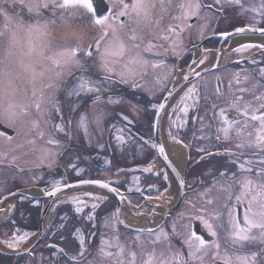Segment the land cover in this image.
I'll list each match as a JSON object with an SVG mask.
<instances>
[{"label":"flooded vegetation","instance_id":"1","mask_svg":"<svg viewBox=\"0 0 264 264\" xmlns=\"http://www.w3.org/2000/svg\"><path fill=\"white\" fill-rule=\"evenodd\" d=\"M182 2H185V0H172L167 12L163 11L157 2L156 7L150 12L151 23L145 24L142 21L140 24L144 35L142 47H146L149 40L156 45L151 51H142L141 54L150 62L163 61L161 67L154 69L149 66L146 70L141 71L136 66L138 75L134 79L137 86L134 87L132 78H129L127 83L121 82L118 73L122 71L121 66L125 61H120L114 65L112 79L98 85L99 92H82L79 96L71 95L72 89L77 85L79 76L84 74L97 79L98 76L102 77L103 75L98 72L99 53L94 48L89 49V45L94 44L95 38L101 33L94 26L98 34L92 37L94 32L90 30V37L89 39L86 38L88 23L94 24L91 14L83 9L80 10V16L74 24L76 29L79 28V31L74 34L73 38L70 36L72 31L70 30V24H67L69 22L67 19H55L50 12L45 14L46 18L56 21L55 24L50 26L54 40L53 47L70 49L79 45L81 51L78 52L77 57L82 63L88 64L91 71L83 73L82 69L65 66L63 63L60 67H56L53 61L49 60L53 71H55L54 75L57 76V73H62L58 76L61 81L58 84L61 95L59 97L67 98L71 95L67 102L73 105V110L70 111L72 105L69 107L68 104L60 100L59 107H62L60 113L57 112L55 108L56 95L43 102L44 114L49 129L47 132L48 137L49 139L62 140V147L55 162L56 166L49 167L50 170L45 169L40 181L36 182L34 186L31 185L35 187L33 190L39 191L35 196H31L34 199H25L24 196H18L15 199L17 207L26 206L29 208L21 213L24 219L34 220L31 226L34 233L39 234L40 228H42L41 238L35 240L34 244L26 249H7L9 241H12L16 235H21L22 229L27 230L22 228V225L10 221V217L6 216L4 218L6 215L5 209L7 208V205H4L5 207L0 208V264H77L81 260L78 255L80 246L76 241L80 240L78 236L83 237L85 241V248L87 249L85 258L87 260L93 258L99 260L98 247L101 240H111L117 236L120 243L125 245L126 253L128 250H134L137 253L141 251L135 243L137 235L140 236V240L145 245L144 250L149 251L152 245L148 242L155 239L161 228L168 233L173 246L182 248L186 256L188 249L182 241L190 231H195L197 235H200L209 243L216 239L208 234L207 229L199 220L194 219L196 216H204L213 223L219 234L222 245L221 251H223V238L230 228L228 210L223 205L225 203L232 205L234 214L241 222L246 205L243 203L237 204L235 199L228 201L226 199L228 193L221 191V188L226 186L227 178L232 173L235 172L238 176L240 175L239 166L246 159L257 161L264 157V153L255 156L253 155L254 150L236 149L234 147L236 143L234 130L230 133L231 139L226 141L223 138V133L218 131L223 126L219 113L220 109L224 108L228 110L225 114L229 119H244L234 109L230 108L231 101L234 98L233 94L244 96L245 101L252 100L255 107L264 102L255 101L249 93L238 91L239 88L250 89L258 81L264 83V78L260 74V69L264 68V47H243L249 44L264 45V33L247 30L250 26L264 27V21H261L259 17L254 20L253 13L241 12L238 6L225 4L224 0H221L220 4H216L215 0H200L204 5L200 11L202 19L197 17H192L187 21L173 19L174 16L181 15V9L178 5ZM248 2L259 4L260 0H245V3ZM208 5H212V7L209 8ZM118 9L119 5L115 4L114 6V0H98L96 2V10L102 15H107L109 10L118 11ZM114 20L117 25L124 23L126 25L124 31L128 34H131V29L136 27V24L131 22L128 17H114ZM157 22L159 23L157 24ZM176 25H179V27H175ZM188 25H191V27ZM169 26H173L174 31L168 32ZM61 28H64L63 34ZM238 28H245V31L237 32L236 29ZM225 33L228 35L225 36ZM163 35H167L169 39L167 41L159 39ZM173 41L178 45L175 50H173ZM220 48L223 49V57L218 55V49ZM237 49L240 50L237 51ZM89 50L93 52L92 57L85 55V52ZM101 50H103V43L101 44ZM201 60L204 62L200 63ZM40 65H43V62ZM207 67H212L213 70L203 74L205 72L203 69ZM237 74H239V80ZM184 76H187L188 79L184 80ZM245 76L249 78L247 81L243 79ZM49 85H51V89L54 86L57 88V84L45 85V89L48 91H50ZM193 85H195L193 98L185 99L187 89L192 88ZM180 89L185 91L181 93L183 103L180 99L181 101L179 100L175 105H172L166 114L164 127L165 111H167L168 105ZM170 90L171 94L168 96ZM259 91L261 89H257V92ZM96 96L100 97L99 101H96ZM163 102H165V109L162 115L161 130L163 128L165 139L167 137L169 144L176 147V149L180 148L185 155L181 166V169H184L186 173L185 190L182 203L175 212L156 224L150 221L146 222L147 220L143 223L124 222L123 209L125 207L138 209L135 207L138 204L133 192L122 190L121 193H124L125 196L120 200L124 203V207L120 206L119 208L116 198L107 197L106 199L105 196L99 194H97V197L100 199H96L95 194L89 196L96 199L95 201L92 200L91 203L97 205L93 214L95 216L93 221H90L89 218L91 212L88 208L90 204L86 200H83L82 203L77 200V203H73L74 207L71 205L73 201L69 203V198L74 196L71 195V197L68 196L64 200H59L58 204L55 203L49 211H44L45 219L42 222L43 207L48 200L46 193L53 190L56 185L60 186V190L67 189L60 195L61 197L72 190L83 188V181L100 180L105 182L98 167V162L101 160L102 163L104 157L103 139L106 137L107 139L112 137L115 139L117 136L125 135L131 140L136 139L141 144H145L147 138L151 137L153 145H155L153 123L159 105ZM243 103L244 101H241V106ZM185 105L188 106L187 115L181 111ZM113 106L117 107V111L115 109L111 110ZM105 111L109 113L108 117L104 115L103 112ZM60 114L63 117L59 116ZM93 117L97 118L100 126H92ZM1 118L0 123L4 125L1 121L3 118ZM82 118L86 119L87 125L91 126V130L86 131L77 126L76 121ZM105 120L106 123H104ZM56 122H61L63 125L62 131L56 129ZM248 131H251V129H248ZM10 133H12L11 136L15 135L14 131H10ZM39 133L44 134L45 132L40 130ZM74 134L78 137L77 145H74L72 141ZM86 134H89L91 139L88 141L89 145L86 142L87 138L84 137ZM114 134L116 135L114 136ZM217 135L221 137L219 140L216 138ZM81 149L86 151L85 157L92 159L90 164L87 163L86 159H83L84 156L81 153L79 157L77 156ZM153 149L155 151L156 148L153 147ZM75 150L78 151L75 152ZM228 150L236 155H228ZM150 152L152 155L156 153ZM241 152H243V155H240ZM74 153L76 154L73 155ZM94 154L99 157V160H94ZM76 158L79 160V165L82 166V174H75L74 171L68 170L72 162L76 161ZM233 160L236 162L233 163ZM166 167L168 170L169 165L166 164ZM255 167H264V165L255 164ZM221 172H225L227 176L222 177ZM252 175L254 176L255 173H252ZM158 181L159 184L165 183L161 178H158ZM112 186L118 188L116 185ZM91 187L97 189V191L101 189L99 186ZM24 188L26 187L21 186L17 190H23ZM17 190H10L6 187L0 189V200L5 197L3 199L5 204L8 200L7 196ZM234 192L237 195L239 194V185L235 186ZM208 199L213 200V203L207 204L206 200ZM33 202L36 203L31 204ZM78 206L82 211L77 212L76 207ZM63 210L66 214L61 217L59 214ZM214 211L221 213L220 220L211 219V213ZM152 213V210H150V213L146 216H150ZM113 217H116L115 221ZM104 220H107V226H104ZM174 228L175 232H173ZM148 229L153 230L152 235H149ZM155 247L159 251L164 247V244L161 243ZM258 247L259 245H250L246 246L245 250H256ZM60 249L64 251L61 252ZM109 250L116 251L115 248ZM69 257H73V259H69ZM100 264H111V261L103 260Z\"/></svg>","mask_w":264,"mask_h":264},{"label":"snow or ice","instance_id":"2","mask_svg":"<svg viewBox=\"0 0 264 264\" xmlns=\"http://www.w3.org/2000/svg\"><path fill=\"white\" fill-rule=\"evenodd\" d=\"M159 3L161 9L165 12L168 11V6L171 5L172 0H114L115 4L119 5L118 11L109 10L107 15L99 14L94 7L95 0H0V17L3 18V30H0V38H7V51L8 55H13L12 49H16L20 43L19 36L21 33L27 34L28 37V50L27 52H20L21 57H31L34 52L38 51V55L41 59H50L56 65L60 67L61 63L65 66H74L75 68L82 69L83 73H88L91 68L88 64L82 63L78 59L77 54L81 51L80 46L77 45L74 48L64 49L63 51L55 53V57H45V51L51 48V44L45 43L42 38L47 37L50 26L55 24L54 19L46 18V13L51 12L52 17L57 15V10H61L60 15L63 16L65 12L69 10H81L83 9L92 16V22L96 26L101 35L95 38V42L89 45V49L94 48L99 53L98 60V72L102 73V77L93 79L89 75L82 74L77 78L78 82L76 87L72 89L71 95L79 96L82 92L96 93L100 91L98 85L103 84L105 81L112 79V73L114 72V65L120 61H125V71L118 73L121 82L127 83L128 78L133 79V86H137L135 76L138 75L136 66L141 71L146 70L149 66L152 68H159L162 66L161 62H150L141 53L142 51H151L156 45L149 40L146 47H142L144 43L143 28L140 27L141 22L145 24L151 23L150 12ZM225 4L238 6L241 12H251L254 14L253 19L257 17L261 21H264V0H260L259 4L248 2L245 0H224ZM216 4H220L221 0H215ZM181 9L180 16H174L173 19L187 21L192 17L202 19L200 11L204 5L200 0H185L178 5ZM207 7L211 8L212 5ZM19 8L20 11H15ZM27 10L28 20H25L21 14L24 10ZM70 13V14H74ZM114 17H128V19L136 24V27L131 29V34L124 31L126 25L124 23L116 24ZM159 22H157L158 24ZM191 27V25H188ZM175 27H179L176 25ZM248 31L264 33V27L250 26ZM168 32L174 31L173 26H169ZM237 32H244L245 28L236 29ZM225 36L228 34L225 33ZM33 37L40 38L41 42L33 44ZM159 39L167 41L169 37L167 35L160 36ZM139 41V42H137ZM103 43V50H101V44ZM173 43V50L176 45ZM244 48L251 47H264V45H244ZM240 49H237L239 51ZM88 57L93 56L91 50L85 52ZM2 63V62H0ZM195 63V62H194ZM203 63V60L200 61ZM20 68L24 72H30L32 75V84L35 86L36 77L43 76V72H37L31 63H25L23 59L19 61ZM261 77L264 78V68L260 69ZM62 73H57V76ZM6 78V79H5ZM21 79V76L17 74L13 77L11 71H0V107H3V115L5 116V123L14 124L15 120L20 115H27V106L22 104H16L13 102V98L16 95L17 88L13 85V80ZM184 80L188 77L184 76ZM239 80V74H237ZM244 81L249 78L245 76ZM159 82V81H158ZM51 87V85H49ZM257 89L261 91L257 92ZM240 93H249L254 97L255 101H264V83L256 82L249 88H239ZM195 93V85L188 89L185 99L193 98ZM33 96L36 95L33 90ZM231 101L230 108L234 109L239 116L244 117L240 119H229L225 114L227 109H220V118L222 127L219 128V132L223 133V138L227 141L231 139L230 133L234 130L236 143L234 147L236 149H250L254 150L253 155L260 156L264 153V102L259 103L258 107L253 105L252 100H244V96H236ZM43 97L41 96V100ZM100 97L96 96V101H99ZM241 101H244L241 106ZM111 102V101H110ZM183 103V100L181 101ZM6 104V107L4 105ZM36 110L41 111V103L35 104ZM161 109L164 108V104H160ZM19 109V113L16 109ZM59 112V109H56ZM181 111L185 115L188 113V106L185 105ZM83 122V118L82 121ZM131 123V121H129ZM33 127H38V124L33 122ZM59 127V126H57ZM251 129V131H248ZM61 131L63 129H60ZM3 134L0 133V136ZM41 138L43 133H40ZM218 140L221 138L219 135L216 137ZM118 140L123 142L122 137H117ZM179 142V141H177ZM29 143H35V141H29ZM49 144L55 143L53 140L48 141ZM147 143V141H145ZM156 147L155 145H152ZM203 151V149H201ZM159 153L165 156V150L163 146L159 148ZM211 154V153H210ZM228 155L234 156L235 153L228 150ZM243 155V152L240 153ZM167 159V156H165ZM233 163L236 161L233 160ZM255 164L264 165V157L257 161L252 159H246L244 163L240 164L238 176L235 172L227 178L226 186L221 188V191L228 193L226 199L232 201L235 199L237 204H245V211L243 213L242 222L234 214V207L229 203H225L223 207L228 210V223L230 225L226 236L223 238V251H221L222 245L220 237L216 231L212 222L206 219L204 216H196L194 219L199 220L203 226L207 229L208 234L214 239L211 243L206 241L200 235H197L195 231H190L183 238V245L187 246V254L185 256L182 248H175L171 243L168 233L163 228L156 234L155 239L150 240L148 243L152 245L151 250L145 251V245L140 240V236L137 235L135 243L141 249L139 253L134 250H128L126 253L125 245L120 243L119 237L113 239H102L101 244L98 247L99 260L93 258L87 260L85 258V241L83 237L80 238L79 244V257L81 260L77 264H100L103 260H110L111 264H264V167H255ZM145 171H151V169H145ZM252 173H255L253 176ZM222 177L227 176L225 172H221ZM167 179V176H165ZM85 184H97L102 188L109 189L112 192H117L116 188H110L109 183L102 182L100 180L83 181ZM239 185V194H235L234 188ZM139 190V189H138ZM60 191V186L56 185L53 190L47 192L49 196H55ZM78 199V198H75ZM96 199H100L97 197ZM82 203V201H81ZM207 204H212L213 200H206ZM96 204L92 205L95 209ZM77 212L82 211L81 208L76 209ZM221 213L214 211L211 213L212 220H220ZM116 220V217H113ZM107 226V223L106 225ZM115 230V228H114ZM79 231V230H77ZM175 232V228L173 229ZM149 235L153 234L152 229H148ZM27 233L22 236L15 237L12 242L8 243V247L15 248L17 245L27 239ZM164 244V247L159 251L155 247L158 244ZM259 245L256 250H245L246 246ZM115 248L116 251H110L109 249ZM63 252V249H60ZM73 259V257H69Z\"/></svg>","mask_w":264,"mask_h":264},{"label":"rangeland","instance_id":"3","mask_svg":"<svg viewBox=\"0 0 264 264\" xmlns=\"http://www.w3.org/2000/svg\"><path fill=\"white\" fill-rule=\"evenodd\" d=\"M15 11L19 12L20 9H15ZM73 11L74 10H69L68 12H65L63 16H61L60 15L61 10H57V15L55 16V19H58V20L67 19L69 21L67 24L68 25L70 24L71 26V29H70L72 31L71 32L72 34L70 35L71 38H73L74 34L78 33L79 31V28L76 29L74 27V24L78 20L80 13H81L80 10H75L74 14H70V13H73ZM21 14L23 15L25 20H28L29 17H28V13L26 9ZM3 24H4L3 18L0 17V30H3ZM88 24H89V27H87L88 35L86 36L87 39H89L90 37V33H89L90 30L91 32L92 31L94 32L92 37L98 34V32L96 31L97 29L94 27V25L90 23ZM61 33L62 34L64 33V28H61ZM42 39L45 43L50 42L51 44V48L45 51V57L52 56L58 59V57H55V53L63 51L64 49H67V48L53 47L54 40L52 38L51 31H49L47 37L42 38ZM19 40H20V43L17 46V48L12 49V52L14 54L8 55L7 38L6 37L0 38V62H2L0 63V71H4V70L11 71L13 74V77H15L17 74L21 76V79L13 80V85L14 87L17 88V92H16L15 97L13 98V102L16 104L26 105L27 112H28L27 115L18 116L14 124L5 123L4 122L5 116L3 115V107H0V118L1 117L3 118V119L1 118L2 123L9 129H12L11 132L13 131L15 132V135L13 136H11L12 133L9 135H6L7 133H3V132L2 133L4 135L0 136V189H3L6 187L10 190H17L21 186L26 187L23 190H19V191L17 190L18 192H21V193H17V191H15L13 193H10L7 196V199L9 198L14 199V202L11 205H7V208L5 209L6 215L4 216V218L6 216L10 217V221L16 224L22 225V228H25L27 230V231H24V229H22L23 230L22 234L21 235L18 234L16 235V237L22 236L25 233H27V237H28L25 241L20 242L17 245V247L15 248L8 247L7 249L9 250H16L18 248H25V249L29 248L30 246L34 244L35 240H37V238L39 237V235L36 232L34 233L32 231L31 226L34 220L24 219V216L21 213L29 208H27L26 206L17 207L15 204V199L18 196H24L25 199H34L31 196H35V194L29 193L33 191V188H35V187H32L31 185L34 186L36 182L40 181L41 176L43 175L45 169L50 170L51 168L49 167L56 166L55 162L60 152V149L62 147L61 146L62 140L49 139L48 137L49 135L47 132L49 129L47 125L46 116L44 114L45 107L43 106V102H45L50 97H53L54 95H56L55 96V101H56L55 108L59 109V111L62 107V106L59 107L60 100L68 104L69 107L72 105L69 102H67V100H69L71 95L68 96L67 98L59 97L61 95L58 90V84L61 81L58 79V76H56V74L54 75L55 71H53L52 65L49 62L50 59H41L40 56L38 55L39 49H37V52H34L30 58L21 57L20 52L21 51L27 52L28 50L29 44H28L27 34L21 33L19 36ZM40 42H41L40 38L33 37V40H32L33 44L38 45ZM20 59H23L25 63H31L37 72H43L45 74L44 76L36 77L35 86H33L31 82L32 81L31 73L24 72L23 69L20 68V64H19ZM37 59H38V62H37ZM205 60L206 59H204V61ZM42 62H43V65H40ZM124 64L121 66L122 68L121 72L125 71ZM203 70H205V72L203 73L205 74V73H208V71H211L213 69L212 67H209V68L207 67ZM48 84H54V85L57 84V88H55V86L52 89L51 87H49L50 91H48L47 89H45V85L47 86ZM33 90H35V93H36L35 96H33L32 94ZM41 96L43 97L42 100H41ZM181 100H182V97H181ZM37 102L41 103L40 112H38L35 107V104ZM4 107H6V104L4 105ZM114 109L117 111L116 106L111 107V110H114ZM72 110H73V105L70 111ZM109 110H110V107H109ZM93 111L95 112V110ZM16 112L19 113L18 108L16 109ZM103 113L104 115H106V117H108L109 113H107L106 111ZM59 116L63 117L62 114H60ZM92 120H93V123H92L93 127H95L96 125L100 126V122L99 121L97 122L96 117L95 118L93 117ZM81 121L82 119L81 120L79 119L76 121V123H78L77 126L79 128H83V130H86V131L91 130L90 128L91 126L87 125L85 118H83V122ZM33 122L38 124V127L34 128ZM104 123H106V120L104 121ZM55 126H56V129H63V125L61 124V122L57 123ZM40 130L45 132L42 138L39 133ZM115 135L116 134H114V136ZM72 137H73L72 141L74 142V145H77V142H78L77 135L74 134ZM84 137L87 138L86 142L89 145L88 141L91 140L89 134H86ZM120 137L123 138V142H121V140H118L117 138L114 139L113 137L110 139H107L106 137L105 138L106 140L103 139L102 150H103L104 157L102 159V163H101V160L100 162H98V167L100 168V172H102L101 174L103 175V179L105 180V182L109 183L110 185H116L118 187L117 190L119 193H121L122 190H125L126 192L129 191L135 194L134 198L135 199L137 198L136 202L138 204V205H135V207L138 209L133 210L132 213L136 217H141L143 214L146 216L150 213V210H152L153 213H157L156 208L150 204L152 202H149L148 200H151V199L156 200L157 198H161L162 196L163 197L165 196V192H167V190L169 189L168 176L171 174L170 173L171 171H169V169L168 171L167 169L165 170L164 167H161L160 170L159 169L154 170L151 168L153 167V163L155 161L154 159L156 157H154V155H152L150 151L157 152L156 150L154 151L153 149V146H152L153 140L151 137L147 138L146 140L147 143L145 144H141V142L136 139L131 140L125 135L120 136ZM49 140H53L55 141V143L49 144L48 143ZM29 141H35V143L34 144L29 143ZM167 142H169L168 139H167ZM81 150L79 151L77 155L78 157L80 153L82 156H84L86 152L85 150H82V151ZM77 151L78 150H75V152ZM75 154L76 153H74L73 155ZM93 158L94 160L95 159L99 160V157H97L95 154ZM77 159L78 158H76V161L72 162L68 170L74 171L75 174H82L83 169H82V166L79 165L80 163H79V160ZM83 159H86L88 164H90L92 160L91 158H88L85 156ZM149 168L151 169V171H145V169H149ZM165 176H167V179H165ZM158 178H161L162 181L165 182L164 183L166 185L165 188L162 186L163 183L159 184ZM66 190L67 189L63 190V192H65ZM63 192L60 193V195L63 194ZM18 194H21V195H18ZM77 195H78L77 196L78 199H75L76 195H74L73 198L70 196L71 198H69V201H70L69 203L73 201L71 205L75 207V205L73 204L74 202L77 203L78 201L86 200L87 203L90 204L88 208V210L91 212L89 218H90V221L91 220L93 221V218L95 217L93 215L95 212V209L91 207V205H93L91 201L92 200L95 201L96 199L89 197L90 194L87 192L86 193L82 192ZM46 196L48 197L47 202H49L50 197L47 194ZM97 196L98 195H96V197ZM58 197L51 200L52 202L50 201L51 203L49 204V206H46V204L44 205L42 214L44 213V211H46V209L47 211H49V209L60 200L59 198L61 197L59 198ZM105 197L107 199L108 196H105ZM4 198L0 200V208L5 207L3 203ZM80 198L81 200H79ZM175 201L176 199L173 201V203L171 204L167 203V204L170 205L169 207H171L174 205ZM35 203L33 202L31 204H35ZM123 204L124 203L122 202L121 206L124 207ZM162 205L163 204L161 203V205L159 206L161 207ZM77 208H80V206L76 207V209ZM164 208L165 206L163 207V209H161L160 214L164 213ZM14 210L16 211L14 212ZM65 214H66L65 210H63V212H60L59 216L63 217L65 216ZM126 216L129 217L128 215ZM160 217L161 216L159 215V218L153 223L156 224L157 222H159ZM89 218H88V221H89ZM129 218L134 220L135 222H139L138 220H141V222L142 221L145 222L147 219V218L146 219H138V218L136 219L132 217H129ZM123 219H124L123 220L124 222H127V218H125V215L123 216ZM103 223L105 226L107 223V220H104ZM78 238L80 239V236H78ZM12 241H9V243ZM76 241L78 245L80 246L79 240H76Z\"/></svg>","mask_w":264,"mask_h":264},{"label":"bare ground","instance_id":"4","mask_svg":"<svg viewBox=\"0 0 264 264\" xmlns=\"http://www.w3.org/2000/svg\"><path fill=\"white\" fill-rule=\"evenodd\" d=\"M219 53L218 55L222 56L224 55V52H223V49L220 48L218 49ZM214 54V53H213ZM184 89V88H182ZM180 89L179 91L176 92L175 96L173 97V100L172 102L168 105L169 107L166 109L167 111H165V114H164V121H163V124H164V127H165V117H166V114L167 112L170 110V108L172 107V105H175L177 103V101L179 102V100L181 99V93L184 91ZM175 102V103H174ZM163 128H162V136H163V146H164V150L168 156V159L171 161L172 164L175 165L176 168L179 169V171L181 172V166L184 162V159H185V155H184V152L180 149V148H177L176 147H173L172 145L169 144V142H167V140L165 139V136H164V133H163ZM154 157H156L154 160V163H153V167H151L152 169L156 170V169H161V167H164L165 170H166V162L163 161L161 159V157L159 156V154L156 152L154 154ZM153 158V156H152ZM168 171V170H167ZM170 176V177H169ZM168 176V180H169V189L167 190V192H165V196L161 197V198H157L156 200H148L149 202H152L150 203L152 206H154L156 208V211L157 213H153L152 215L150 216H145L144 214L141 216V217H136L133 213H132V210H135L133 209V207H125L122 211V216L125 215V218H127V221H131V222H135L134 220L130 219L129 217H132V218H138V219H146L147 221L146 222H155L158 218H159V215H160V211L161 209H163V207L165 205H168L167 203L171 204L173 203V201L175 200V197L177 195V190H178V187H177V183L176 181L174 180V178L169 175ZM39 191H36V190H33L31 192H29L30 194H37ZM84 193V192H88L90 195L91 194H99L101 196H107V193H104V192H100V191H97V189H94L93 187L91 186H84L83 188H79L77 190H72L71 192H68V193H65L61 198H59L60 200H64L65 198H67L68 196H71V195H77V194H80V193ZM13 199H8L7 202H5L4 205H11L13 203ZM148 202V203H149ZM161 203L163 204L161 207L159 205H161ZM149 205V204H148ZM126 215H128L129 217H127ZM45 219V218H44ZM139 222H141V220H138ZM144 221H142L143 223Z\"/></svg>","mask_w":264,"mask_h":264},{"label":"water","instance_id":"5","mask_svg":"<svg viewBox=\"0 0 264 264\" xmlns=\"http://www.w3.org/2000/svg\"><path fill=\"white\" fill-rule=\"evenodd\" d=\"M96 2H98V0H95V5H94L95 8H96ZM170 94H171V90L168 93V96ZM162 104H164V108L163 109H161L160 107L158 108L157 114H156V117H155V120H154V123H153L154 144L156 146L155 147L156 148V151L159 154V156L161 157V159L163 161H165L167 163V165H169V168L168 169H169V171H171L170 173H171L172 177L174 178V180L177 183L178 194H177V199H176L174 205L171 206V207H168L167 209H165L163 214H160V216H161L160 217L161 218L160 220H163L166 217H168L171 213H173L180 206V204L182 203V200H183V195H184V190H185V182H186V178H185V174L186 173H185L184 169L180 172L179 169H177L175 167V165L172 164L171 161L168 159V156H167L166 152H165V156H167V159H165V156H162L159 153V148L161 146H163V139H162L163 136H162V133H161V125H162V115H163V111L165 109V102H163ZM10 131L11 130L9 128L5 127L4 125H2L0 123V132L7 133V134H11ZM163 148H164V146H163ZM82 184L84 186H99L97 184H85V183H82ZM82 184H80V185H82ZM110 188H114V187L110 186ZM101 189L103 191H105L109 196H111L113 198H116L118 200V208L121 206L122 201L120 199H122V197L124 196V194L119 193L118 191L117 192H112L109 189H105V188H102V187H101ZM63 190H65V189H62L59 192H57L55 196H49L48 195L50 197V199H49V202L46 203V206H49V204L51 203L50 201L53 200V199H55V198H57L60 195V193L63 192ZM17 193H21V192H17ZM18 195H21V194H18ZM44 214L45 213H43L42 214V217H41L42 218L41 219L42 222L44 220ZM41 232H42V228H40V232L38 234L39 237H38L37 240H39L41 238V235H40Z\"/></svg>","mask_w":264,"mask_h":264},{"label":"trees","instance_id":"6","mask_svg":"<svg viewBox=\"0 0 264 264\" xmlns=\"http://www.w3.org/2000/svg\"><path fill=\"white\" fill-rule=\"evenodd\" d=\"M164 187V185H162Z\"/></svg>","mask_w":264,"mask_h":264}]
</instances>
